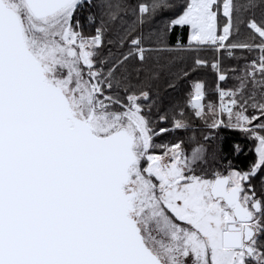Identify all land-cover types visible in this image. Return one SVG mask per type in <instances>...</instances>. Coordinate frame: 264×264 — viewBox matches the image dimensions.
I'll return each instance as SVG.
<instances>
[{"label": "snow or ice", "instance_id": "1", "mask_svg": "<svg viewBox=\"0 0 264 264\" xmlns=\"http://www.w3.org/2000/svg\"><path fill=\"white\" fill-rule=\"evenodd\" d=\"M0 264H264V0H0Z\"/></svg>", "mask_w": 264, "mask_h": 264}, {"label": "trees", "instance_id": "2", "mask_svg": "<svg viewBox=\"0 0 264 264\" xmlns=\"http://www.w3.org/2000/svg\"><path fill=\"white\" fill-rule=\"evenodd\" d=\"M131 3H135L136 0H130ZM261 9H257V16H259ZM176 32L181 35V38L184 42H187V29L181 30L179 28L176 29ZM175 34L173 33L172 37L170 38L172 42L175 40ZM163 56H176L177 60L174 64V70H179L181 67L184 66L185 61H182L179 59L181 56V53H163ZM216 53L211 49H206L201 52L202 57H207L209 60H211ZM190 63V60L188 61ZM242 65L243 61H237L234 58H230L227 56V53L225 52L222 55V64L221 67L224 70L228 71V76L224 81H219V86L222 88H229L232 87L236 81L234 80V75L231 71L232 65ZM218 74L215 72L214 69L211 68L209 65L207 68L200 69L197 73L194 75H190L187 79L181 78L179 81H177L176 86L174 88H167L165 87V84L161 82L160 84V94L164 98L165 103H171L176 104L179 103L182 106H186V101L189 98L188 93L192 91L191 88V80L193 79H202L205 82V89H206V97L205 102L208 99L216 100V86L218 83L217 80ZM186 114L197 124L199 127L192 129L189 128L187 131L184 130H177V131H169L166 134H161L159 137V141H166L171 140L172 142H175L176 139H183L185 141L184 147H189L191 143L195 144H203L206 146H209V150H211V147L214 146L217 142H222L224 145V151L229 152L231 145L233 144L235 139L239 138V133L235 132L233 130L228 129L227 127H220L217 129H211L203 125L202 121L195 119L192 117L191 109L186 107ZM159 127H169V125L160 123ZM193 132L195 133V139H190ZM209 132L215 133V139H205L207 134ZM222 137V141H221ZM241 143L245 144L244 152L241 153L239 156L236 157H230L233 158L235 163L240 164L242 166H246L247 162L253 158V153L248 150L247 141H240Z\"/></svg>", "mask_w": 264, "mask_h": 264}, {"label": "rangeland", "instance_id": "3", "mask_svg": "<svg viewBox=\"0 0 264 264\" xmlns=\"http://www.w3.org/2000/svg\"><path fill=\"white\" fill-rule=\"evenodd\" d=\"M187 41V40H186ZM219 87H221V86H219ZM215 94H216V101H218V91H216L215 90ZM197 144H195V143H191V145L187 148V147H185L186 149H188L189 151L194 147V146H196Z\"/></svg>", "mask_w": 264, "mask_h": 264}]
</instances>
